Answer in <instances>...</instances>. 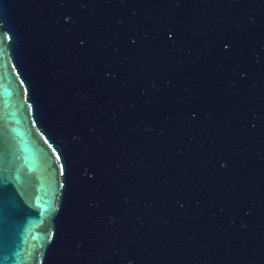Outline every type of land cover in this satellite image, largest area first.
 <instances>
[{"label": "water", "instance_id": "95a60500", "mask_svg": "<svg viewBox=\"0 0 264 264\" xmlns=\"http://www.w3.org/2000/svg\"><path fill=\"white\" fill-rule=\"evenodd\" d=\"M0 264H264V0H0Z\"/></svg>", "mask_w": 264, "mask_h": 264}]
</instances>
